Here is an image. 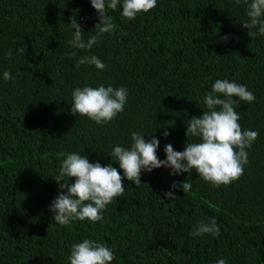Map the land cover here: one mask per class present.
<instances>
[{
    "label": "trees",
    "instance_id": "1",
    "mask_svg": "<svg viewBox=\"0 0 264 264\" xmlns=\"http://www.w3.org/2000/svg\"><path fill=\"white\" fill-rule=\"evenodd\" d=\"M122 5L107 10L116 30L85 51L71 47L69 23L75 16L85 41L95 34L99 17L90 0H0V264H70L72 245L86 238L113 251L111 264H264V35L251 39L242 28L243 0H157L135 19L122 16ZM84 55L107 67L77 68ZM5 71L14 79L5 80ZM217 79L255 96L236 105L242 130L259 133L238 180L214 187L195 170L142 171L139 185L123 179L124 194L101 220L54 223L50 205L67 193L54 179L66 153L112 163L123 177L109 153L130 147L132 132L158 139L160 160L166 144L183 151L199 142L186 126L207 110L204 96ZM100 85L128 90L123 112L102 125L73 115L72 91ZM185 179L190 191L177 188L176 199H163ZM210 218L219 236L189 235Z\"/></svg>",
    "mask_w": 264,
    "mask_h": 264
},
{
    "label": "clouds",
    "instance_id": "2",
    "mask_svg": "<svg viewBox=\"0 0 264 264\" xmlns=\"http://www.w3.org/2000/svg\"><path fill=\"white\" fill-rule=\"evenodd\" d=\"M96 10L99 23L95 25V34L86 41L82 25L76 17L70 19L73 31L70 45L76 50H90L101 42L105 34L111 35L116 30L113 18L107 10L115 11L120 0H90ZM237 4L241 0H235ZM247 4L246 15L248 20L241 24L247 30L251 39L258 35H264V0H243ZM157 0H123L122 16L135 19L140 13H147L155 8ZM228 37H222L227 42ZM70 56H77L73 51ZM11 58V49L7 53ZM94 65L98 70H104L107 65L95 55H84L77 59L76 67L80 65ZM5 80L14 79L10 72L3 73ZM237 97L238 99H233ZM128 98V90L125 87L114 88L111 85L105 87L84 86L76 87L72 91L71 113L73 115L86 116L102 125L113 120L123 112ZM255 100L252 92L245 85L230 82L228 79H217L210 92L204 96V104L207 110H203L200 117H190L186 126V136L199 138V142L186 143L183 151H175L172 144L164 146L166 159L160 160L157 155L159 140L155 137L145 139V134L131 133L132 143L125 148L116 145L109 153L111 158L119 163L120 171L109 163L102 166L99 162H89L86 155L78 153H66L60 165V172L55 181L63 191L52 201L50 210L53 212L54 223L69 225L71 222L88 219L91 222L101 220L102 212L115 197L122 196L125 192L123 179L141 184V172H151L153 169L165 167L172 171L170 175L188 173L193 170L205 181L214 187L228 185L243 175L244 167L249 163L246 149L250 148L259 133L253 130H242L238 123L240 114L236 111V105L241 102L251 103ZM164 137L169 135L164 131ZM68 177L74 183H59ZM190 179L182 182L174 181L169 191L163 194V199H176L175 190L182 188L184 193L191 190ZM211 234L219 236L220 228L215 218L209 222L199 221L189 233L190 236H203ZM70 264H111L114 259L113 251L103 243H97L91 239L72 245L68 257ZM216 264H227L226 259L221 258Z\"/></svg>",
    "mask_w": 264,
    "mask_h": 264
}]
</instances>
